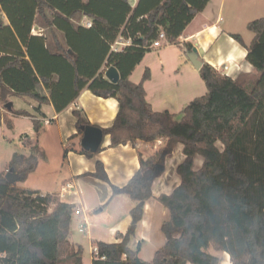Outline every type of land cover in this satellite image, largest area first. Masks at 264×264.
<instances>
[{"label": "trees", "instance_id": "1", "mask_svg": "<svg viewBox=\"0 0 264 264\" xmlns=\"http://www.w3.org/2000/svg\"><path fill=\"white\" fill-rule=\"evenodd\" d=\"M208 1L137 0L132 6L128 0H0V107L6 109L15 95L36 100L38 111L49 101L60 111L87 87L96 96L118 102L112 124L102 128L111 146L163 138L158 153L147 160L139 156V168L125 185L111 184L113 195L126 194L135 202L131 220L125 232L115 233L116 241L93 242L92 264H219L210 247L226 252L231 264H264V17L247 23L253 33L245 45L246 59L256 73L253 82L246 85L202 62L198 72L207 90L182 108L178 120L147 102L148 68L140 81L129 80L152 50L159 30L166 44L178 43ZM84 16L89 26L80 22ZM35 25L45 32L33 34ZM232 37L243 44L240 35ZM118 38L129 44L113 50ZM102 66H115L119 80L106 79ZM11 112L32 116L26 110ZM74 115L81 133L80 126L90 123L79 111ZM2 121L12 127V120L0 112ZM178 143L184 154L175 169L180 182L156 197L168 211L160 228L164 243L147 261L138 256L141 241L136 249L129 241L145 201L152 197V182L161 174L158 167ZM195 156L202 158L197 169ZM37 162L34 154L14 152L7 170L16 181L10 183L6 172L0 173V264H82L83 247L68 240L76 206L55 193L15 187ZM86 174L109 182L100 160Z\"/></svg>", "mask_w": 264, "mask_h": 264}, {"label": "crops", "instance_id": "2", "mask_svg": "<svg viewBox=\"0 0 264 264\" xmlns=\"http://www.w3.org/2000/svg\"><path fill=\"white\" fill-rule=\"evenodd\" d=\"M128 1L132 6L137 2V0ZM3 16L8 22L7 17ZM263 16L264 0H209L186 25L177 39L178 43L169 44L175 48L173 50L161 49L156 59L147 60L148 54L159 48L152 47V50L146 52L136 65V67L143 65L139 75L134 74L133 76L135 67L129 75V80L140 81L144 69L148 68L150 76L144 81L147 102L152 109L167 110L178 120L181 117L182 108L207 90L198 70L187 57L188 50L185 44H191L192 48L196 47L198 58L202 62L210 64L232 79L238 78L246 85H250L256 73L252 64L246 59L245 45H249L253 38V33L247 29V23ZM88 21L89 19L85 16L80 19L85 26ZM243 27L246 30H243ZM44 32V28L39 25H35L32 29L33 34ZM232 34L240 35L243 44L235 40ZM116 41L123 42V44L116 45L117 50L129 44L127 39L118 38ZM106 68L102 66L103 73ZM8 102L10 108L0 107V112L6 113L12 120L11 128H8L3 121L0 123V173L7 171V165L14 152L26 156L36 155L38 161L36 167L23 182H16L15 187L37 190L41 194L55 193L62 201L73 203L78 208L81 207L82 214L73 215L68 240L75 247L82 246L77 234L86 233L93 245L87 264H92L95 253L93 242L103 241L105 237H101L99 235L101 232L89 226L94 214L88 213L87 206L90 202L81 192L82 187L87 186L93 190L91 195L94 198L93 203L99 206L101 211L110 209L109 219L103 226L105 234L113 235L116 241L115 233L125 232L130 223L129 211L135 202L126 194L113 195L111 184L119 187L125 185L139 168V156L141 155L145 160L149 159L158 153L163 143L135 140L111 146L109 136L104 135L100 151L93 153L91 157L81 153L82 131L78 133L74 110L79 111L80 115L91 125L101 129L112 124L118 110V102L115 98L96 96L87 87L83 88L78 96L60 111H56L50 101L43 103L38 111L37 101L30 96L12 95ZM11 110H26L32 116L13 115ZM6 131L9 132L6 133ZM153 146L154 150L150 151ZM176 153L179 155V161L172 165V159ZM183 159L182 145L178 143L171 156L165 159L161 174L152 182V197L144 203L143 215L138 223L136 235L143 233V236L153 237L154 248H158L161 243L157 232L161 231L165 213L156 197L161 193H170L179 184L180 177L175 169ZM97 160L103 163L109 182L86 174V172L94 171ZM201 164L202 158L195 156L194 168H199ZM66 182L71 184L70 187L65 186ZM63 190L66 191L64 194ZM83 221L86 229L81 233L78 231V225ZM74 222L76 224L73 226ZM138 241H141L140 252L145 239L141 238ZM153 255L154 253H151L150 256L142 259L149 261ZM82 264H85L83 256Z\"/></svg>", "mask_w": 264, "mask_h": 264}, {"label": "rangeland", "instance_id": "3", "mask_svg": "<svg viewBox=\"0 0 264 264\" xmlns=\"http://www.w3.org/2000/svg\"><path fill=\"white\" fill-rule=\"evenodd\" d=\"M264 17V16H263ZM243 30H246L244 27L242 28ZM245 32H248V31H245ZM167 48V50H173V48H175V46L173 45H169V44H163L161 47H159L158 49H154L151 51V53L148 54V57H147V60H150V59H156V56H157V53L159 50L161 49H165ZM143 68V65L140 64L139 66L136 67L135 71L133 72V76L134 74H137L139 75V73L141 72ZM25 106V105H23ZM24 122V121H23ZM22 124V123H21ZM24 124V123H23ZM9 131H6V133H8ZM16 140H17V137H16ZM218 146L221 147V144L218 142L217 143ZM154 146L150 149V151L154 150L153 149ZM199 157V156H198ZM179 159V155L176 153V155H174L173 159H172V165H174ZM169 162V161H168ZM178 163V162H177ZM171 170V168H170ZM169 171V169H168ZM168 174H170L169 172H167ZM92 189H90L89 187L87 186H83L82 189H81V192L87 197V199L89 200V206H87L89 209H88V213L90 214H94V217L91 219V224H89V226L91 225L93 230L97 231V232H101V237H105L103 241H107V242H112L115 240L114 236L113 235H109V234H105V227L103 226L107 219H109V210L110 209H107V210H103L101 211L99 208V206L95 205L93 203V196L91 197L92 195ZM161 204V203H160ZM163 210H164V219L168 217V211L167 209L162 206V205H159ZM89 214V215H90ZM76 223L74 222L73 223V226L75 225ZM160 240H161V243H160V246L164 243V236L163 234L161 233V231L159 230L157 232ZM79 237H80V240H81V244H82V247H83V258H84V262L85 264H87V261H88V257L90 256V253L93 249V245L91 244V240L88 238L87 234H77ZM98 235V234H97ZM146 235V234H145ZM141 238H144L145 241L143 242V248H141L140 252L138 253V256L140 258H143V257H148L150 256L151 253H154V251L156 249H158L160 246H158V248H154L155 247V244H154V238L153 237H149V236H143V233H137V235L135 234L134 237H132L129 241V246L132 248V249H136V246H137V242L138 240H140ZM209 251L214 254V255H217L219 256L220 258V263L219 264H231L230 262V259H229V256L226 252L224 251H219V250H215L213 249L212 247L209 248ZM152 257V256H151Z\"/></svg>", "mask_w": 264, "mask_h": 264}, {"label": "water", "instance_id": "4", "mask_svg": "<svg viewBox=\"0 0 264 264\" xmlns=\"http://www.w3.org/2000/svg\"><path fill=\"white\" fill-rule=\"evenodd\" d=\"M187 57L194 66L196 70L200 68L202 65V61L198 58V54L196 52V47H193L190 51L187 52ZM104 76L110 82H117L119 80V73L115 66H109L104 71ZM7 108H10V103L6 104ZM80 130L82 131V136L80 139V146L85 151H89L91 153H96L102 143L104 134L100 127L94 126L91 124L80 126ZM163 165H160L158 169L163 170ZM5 178L10 182L14 183L17 179V176L10 170H7L5 173Z\"/></svg>", "mask_w": 264, "mask_h": 264}, {"label": "built area", "instance_id": "5", "mask_svg": "<svg viewBox=\"0 0 264 264\" xmlns=\"http://www.w3.org/2000/svg\"><path fill=\"white\" fill-rule=\"evenodd\" d=\"M87 26H89L90 25V22L88 21V22H86L85 23ZM165 43V34H164V31L162 30V31H159L158 32V34H157V38L152 42V44H151V47H161L163 44ZM118 44H123V42H120V43H118V41H115L113 44H112V49L113 50H117L118 48L116 47V45H118ZM155 142L157 143V144H162L163 143V138H157L156 140H155ZM70 183L69 182H66V184H65V186L68 188V187H70ZM66 191L65 190H63V194L65 193ZM82 214V208L81 207H76L75 209H74V212H73V215H81ZM85 229H86V226H85V222L83 221V222H81L79 225H78V231L79 232H81V233H83L84 231H85ZM95 252H96V248H95Z\"/></svg>", "mask_w": 264, "mask_h": 264}]
</instances>
